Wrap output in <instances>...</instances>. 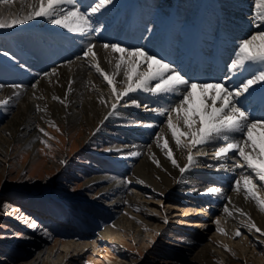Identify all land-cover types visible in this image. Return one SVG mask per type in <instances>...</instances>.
Instances as JSON below:
<instances>
[{"label": "bare ground", "instance_id": "1", "mask_svg": "<svg viewBox=\"0 0 264 264\" xmlns=\"http://www.w3.org/2000/svg\"><path fill=\"white\" fill-rule=\"evenodd\" d=\"M235 1L241 3L240 14L230 11L229 3H225L224 10L230 12L229 22L215 24L214 18L211 19L212 24L207 21L202 26L200 19L199 22L194 20L193 23H197L198 26L197 35L189 36L188 32L181 31L183 36L178 38L179 46L163 36L165 29H169L170 25L162 26L158 32L153 26L147 33H143L142 29L137 31L133 20L124 19L122 10L111 12L113 5L117 3L95 14L92 18L93 27L95 20L106 26V32L115 31L123 36L126 34L129 37L127 42L129 48L141 47L149 54L157 52L159 54L157 57L165 61L169 59L175 61L176 58L178 63H185L184 59L177 57L188 56L189 51L199 44L207 42L211 46V42L216 41L209 29L210 26L216 28L221 38L231 37V46L235 44L238 35L243 36V32L249 26L250 16L247 14L250 12L247 10L250 7L246 6L249 0ZM81 2L85 6L91 3L90 0ZM37 3L38 0H9L8 4H0V11H3L4 16L13 18L27 14ZM70 7L65 6L66 9ZM107 15L109 18H106ZM142 16L144 19V15ZM158 27H161V24H158ZM15 28L17 29L13 33L14 37L2 38L0 45V100H8L6 106L0 105L1 158L5 162L10 161L13 157L10 150L15 148L19 149V154L27 152L32 163L37 156L40 139L44 133L47 131L56 133L57 128L78 135L83 147H99V150L104 151L103 156L96 161L93 159L92 166L85 167L82 174L84 185L82 199L93 203L88 209L101 219L96 221L87 219L85 224L79 214L74 215L78 219H71L74 213L69 209H62L55 210L62 216H58L59 219L62 218L61 221H51L50 225H43L34 218L36 213L32 212V223H36L37 227H31L21 243L28 249L31 257L26 264L45 262L73 264L83 254L99 256L103 252L114 259L107 258L111 263L127 264L123 260L125 257L122 256L125 253L118 247L122 240V232L129 233L133 239L142 243L149 235L144 231L149 229L151 238L163 231L173 237V244L168 248V252L177 259V264H209L211 261L207 257L210 255L228 259L230 253L222 241L224 236L228 238L227 241L233 240L243 248H246L248 243L257 247L264 245L262 206L247 195L243 182L239 192L235 190V181L242 175H249L251 170L246 166L235 167L242 161L232 153H229L226 159L214 158V149L221 146L227 137L205 146H198L199 154L197 149H193L192 154L196 162L184 174H181L179 168L168 158L167 153L171 150L173 158L183 167L187 163L188 148L186 146L177 148L167 128V115L146 111L143 105H148L149 108L163 105L167 108L169 104H174L181 98L179 90L162 98L143 91L131 93L130 97H125L117 106L115 114L108 116L112 111L111 104L115 102V97L111 95V88L107 82L92 65L99 63L106 73L115 74V60L121 54L112 53L110 49H104L103 45L117 43L125 47L124 40L106 36L98 31H89L87 34L72 33L43 18L9 28V31ZM186 39L188 41L191 39V42L187 43ZM89 43L95 45L96 61L91 56L83 57V51ZM158 47L163 48L156 51ZM214 54L217 52L214 51ZM225 55L226 52L221 53V56ZM203 64L205 67L204 61ZM53 69L56 70L55 74L52 72ZM238 77L236 74L234 78ZM123 80L121 71L113 82L118 91L123 89V85L116 82ZM33 84L37 85L36 88L32 87ZM53 96L59 97L64 103L54 100ZM200 98L201 93L197 91L192 103L193 110L200 107ZM260 98L264 99V95ZM131 99H135L141 107L131 105ZM38 108L41 110H37ZM105 116H108L107 120L104 119ZM175 116L173 113V122L177 123ZM137 122H142L146 126L138 127ZM52 124L55 127L51 126ZM178 127L181 132L187 131L182 125V120ZM157 134L162 137L159 141ZM232 135L236 139H240L241 136L238 132ZM253 137L258 143L264 140V128H257ZM180 139L183 145L188 144L187 136H181ZM165 141L168 142V148L164 147ZM133 152L137 155H130ZM87 158L92 160L90 157ZM220 165H223V168ZM124 171L126 173H123ZM254 183L257 187L252 191L256 196L259 192L261 198L257 197L264 201V188H261L264 182L254 179ZM207 187H218L220 192L204 194ZM163 203L167 205L162 208ZM8 205L14 211L19 210L13 204ZM171 205L173 207H170ZM175 207L176 212L171 213L173 223H165V218L160 217L162 210L168 212ZM225 207L228 208V212H225ZM44 209L40 210L47 212ZM150 211L160 215H154ZM48 213L58 219L54 216L56 215L54 211ZM14 215L18 220L24 217H19L20 213L16 212ZM202 215H207V218L196 219ZM30 219L31 217L26 216L23 221ZM128 219L134 223V229L124 227L126 226L124 221ZM253 224L255 228L252 227ZM95 226L99 228H93ZM218 228L223 232L218 231ZM256 228L261 231L257 232ZM201 230H212L210 238L202 236ZM53 231H64L68 237H73L64 241L54 239V242L49 244L46 236ZM237 231L241 235L236 236ZM197 250L205 254L202 256L203 260L197 256ZM238 253L243 255L240 251ZM131 260L133 258L129 259Z\"/></svg>", "mask_w": 264, "mask_h": 264}, {"label": "rangeland", "instance_id": "2", "mask_svg": "<svg viewBox=\"0 0 264 264\" xmlns=\"http://www.w3.org/2000/svg\"><path fill=\"white\" fill-rule=\"evenodd\" d=\"M81 1L82 0H80V3L82 4ZM151 1L152 6L158 8V10H154L151 7L152 17L150 20L152 21V25H154L153 27H155L156 23L160 22L159 24H161L162 28V26L167 25V22L171 17H179L181 19L187 20H182L183 24L180 25V29L185 33L188 32L189 36L194 34L197 35L196 29L198 26H196L197 23H193L194 20L201 18L200 24L202 26H204L207 21L212 24L211 19L214 18L219 23H221L223 19H225L223 20L224 22H229L230 20L228 13L230 12L227 13V11L224 10L225 3H229L230 11H233L237 14H240L239 9H242L241 3H237L235 0ZM90 2L92 3V0H90ZM257 2L258 0H249V2L246 4V6L250 7L247 10L250 12L247 14L250 17H248L249 26L246 25L247 28L245 29V32H243L244 37L242 40L249 37L257 30L253 27L254 13L257 11H264V9H258L256 7ZM113 3H117L116 6H113H118V9L112 7L113 9L111 12L121 9L123 16L126 13L125 15L128 20H132L134 17H136L138 12H141L139 15H141L143 19L142 12L143 10H146L144 9V6L148 2L146 0H113V2L108 6H111ZM123 7L124 10L122 9ZM106 18H109V16L107 15ZM146 19L147 16H144V20ZM218 22L215 21L214 23L217 24ZM256 22L259 23V18H257ZM143 23L147 25L145 21ZM133 25L137 31H141L142 28L138 27V24L136 25V20H133ZM173 26L174 25L172 24L170 28H173ZM105 27L106 26H103L94 20L93 28L100 29L98 32L106 36H111L115 39H122V41L124 40L125 47H127L129 37L126 34L123 36L115 31L106 32ZM149 27L152 26H148L147 29H149ZM174 27L177 29L176 26ZM28 28H26V30H28ZM158 28L159 27L156 29ZM16 29L17 28L11 31H9L10 29H0V45H2V38L14 37L13 33ZM209 29L213 31L216 28L210 26ZM156 31L158 32L160 30ZM181 31H177L180 34L179 37L183 36L181 35ZM166 32H168V29H165L163 36L167 39H171L173 36L167 35ZM93 39L95 40V38ZM186 41L189 43L191 42V39L189 41L186 39ZM3 45L5 50L6 43ZM52 48L55 49V46L52 45ZM160 48L163 47H158L156 51H158ZM24 52L27 53L26 51ZM154 55L157 56L159 54L156 52ZM203 61L206 65H208V60ZM257 66L260 67L259 65ZM261 95L262 94L256 92H252L250 95L247 94L249 99H257V102L260 101ZM261 100L264 101V99ZM63 132L64 134H61ZM47 133L49 135H43L44 138H41L42 141L40 139V144L36 153L37 156L32 163H30L29 154L27 152L24 151L22 154H19V149L15 148L14 150L11 149L12 151L10 150V152L13 153V157L10 159V161L7 159L8 161L5 162V160L0 156V264H26V262L30 260L31 257H29L28 249L23 247L21 243L23 242L25 233L31 230L30 225L32 223V215L34 213L38 215L37 216L34 214V218L41 221L43 225H50L51 221H61L62 218L59 219L58 216H62H60L56 211L62 209H69L74 213L71 215V219H76L77 217L74 215L79 214L80 218L84 220L85 224H87V219L90 221L101 219L100 217L95 216L93 211L88 209L89 207L93 206V203L82 199L84 190L82 174L84 173L85 167L92 166L91 164L94 162L93 159L96 161L100 158V156H103L104 151L99 150V147H83L81 144V138L78 135L67 133L63 129L56 133H50L48 131ZM87 157L92 158V160L88 159ZM61 161H64V163H61ZM123 173L126 172L124 171ZM257 196L261 198L259 192L257 193ZM8 204H13L16 208H19V210L15 208L16 210L14 211L11 206L5 207V205ZM165 205L167 204L163 203L162 208ZM170 207H173V205ZM38 208H45L47 212H44L43 210L41 211ZM176 209V207L171 208L168 210V212H165V209H163L161 215L157 212L150 211V213L164 217L165 220H167V223H173L174 218H172L171 215L173 212H176ZM49 211H54L56 214L54 216L58 219H55L53 216H51L48 213ZM15 212L17 214L20 213L19 217L24 216L23 218H26V216H28L31 217V219L23 221L22 218L18 220L15 215L13 216ZM206 216L207 215H202L196 219H203V217L207 218ZM124 223L126 225L124 227L130 229H134L135 227L134 223H132L130 219L124 221ZM96 227L99 228V226H95L93 228ZM149 231L145 230L144 233L151 235ZM211 231L212 230H201L200 233H202V236L205 238H210L209 235L211 236ZM163 232L159 233L158 235L153 233L155 235H153V238L149 237V235L146 236L147 238H145L144 242L142 243L137 242L136 239H133L132 235L129 233L122 232V240L120 243H118V247L125 253L122 255L123 258L125 257V259H123L125 260L124 262L127 264H177V259L168 252V248H171L173 244V237L169 236L168 233ZM71 237L73 236L68 237L64 231H53L52 234L46 236V239H48L49 244H52L54 239L55 241L56 239L59 241H64L69 240ZM227 240L228 238L224 236L222 241L226 244L227 249L229 250V258L222 259L219 256L210 255V258L207 257L211 261L209 264H264V245L257 247L250 245L251 243H248V246L243 248V246H241L239 243L236 244V242H233V240L232 242ZM242 248L245 249L244 252ZM238 251H240V253L243 255L239 254ZM204 255L205 254L197 250L198 257L201 258ZM107 258L114 260L109 254L105 252L99 254V256H96V254L89 255L86 253L79 257L78 260L74 261L73 264H113L107 260ZM131 258H133V260L129 261ZM201 259L203 260V257ZM40 264L48 263L45 262Z\"/></svg>", "mask_w": 264, "mask_h": 264}, {"label": "snow or ice", "instance_id": "3", "mask_svg": "<svg viewBox=\"0 0 264 264\" xmlns=\"http://www.w3.org/2000/svg\"><path fill=\"white\" fill-rule=\"evenodd\" d=\"M112 2L113 0H92V3L85 6L80 3V0H38V3L22 16L17 15L8 18L3 15V11H0V29L14 28L34 19L43 18L69 32L87 34L89 31H99L98 28H93L92 18L95 14L105 10ZM8 3L9 0H0V4ZM66 5L71 7L66 9ZM256 7L264 9V0H258ZM257 18H259V23L256 22ZM253 27L257 30L239 42L236 55L229 65V70L234 74L242 76L247 72L248 77L231 86L228 83L230 77H225L224 81H191L163 58L149 54L141 47L127 48L117 43L103 45L104 49H110L112 53L121 54L115 60V74L106 73L99 66V63L93 64L92 67L107 82L111 88V95L115 97V102L111 104L112 111L108 113V116L114 115L117 106L124 101L125 97H130L131 93L143 91L162 98L169 94H175L179 90L181 98L174 104H169L167 108L163 105L156 108L143 105L146 111L156 112L162 116L167 115V128L171 132V137L177 148L185 146L188 148L187 163L183 167L173 158V153L169 150L167 155L172 164L179 168L181 174H184L196 162L192 154L193 149H197L199 154L198 146H205L222 137H227L221 146L214 149V158L217 160L226 159L229 153L239 157L242 163L238 162L235 167L246 166L251 170V173L242 175L240 179L235 181V190L239 192L241 182H243L247 195L262 206L261 210H264V201H261L252 191L257 187L254 179L264 182V140L258 143L253 137L257 128H264V115L253 117L244 103L246 94L250 95V90L255 85L264 83V11L254 13ZM94 47L95 45L89 43L83 51V57L91 56L96 61L97 55L94 52ZM4 55H8V53H4ZM254 65L260 67L251 70ZM55 71V69L52 70L53 74ZM121 71L124 80L116 83L122 84L123 89L118 91L113 82L115 76L120 75ZM45 75L48 74L45 73ZM69 85H71V81H69ZM36 86V84L32 85L33 88ZM197 91L201 93L200 107L193 110L192 103ZM53 99L60 100L56 96H53ZM206 101L210 103H206ZM60 102L64 103L63 100ZM130 103L133 106L141 107L135 99H131ZM7 104L8 100H0V105L6 106ZM37 110L41 109L38 108ZM173 113L176 114L177 123L173 122ZM108 116H105L104 119L107 120ZM181 120L183 127L187 130L186 132H181L180 127H178ZM51 126L55 127L54 124ZM136 126L146 125L137 122ZM40 131L44 132L43 129ZM237 132L241 134L240 139H236L232 135ZM44 135H48V133L45 132ZM181 136L188 137L187 145L181 143ZM161 138L157 134V141ZM164 147L168 148L167 141H165ZM130 155H137V153L133 152ZM157 166H160L158 162ZM220 167L223 168V165ZM261 188H264V184H261ZM218 192H220L218 187H207L204 194H216ZM5 207H9V205H5ZM225 212H228L227 207H225ZM30 226L36 228L37 224L33 222ZM252 227L255 228L256 226L253 224ZM218 231L223 232L219 228ZM256 231L260 232L261 230L256 228ZM239 235L241 233L237 231L236 236Z\"/></svg>", "mask_w": 264, "mask_h": 264}]
</instances>
